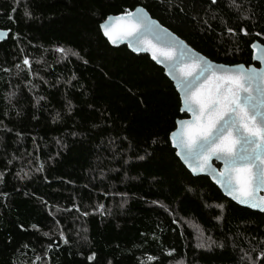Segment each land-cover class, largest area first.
Instances as JSON below:
<instances>
[{
    "label": "trees",
    "instance_id": "16d2710c",
    "mask_svg": "<svg viewBox=\"0 0 264 264\" xmlns=\"http://www.w3.org/2000/svg\"><path fill=\"white\" fill-rule=\"evenodd\" d=\"M139 6L216 63L264 45V0H0V264H264V214L175 156L163 70L100 32Z\"/></svg>",
    "mask_w": 264,
    "mask_h": 264
},
{
    "label": "snow or ice",
    "instance_id": "6c2138e0",
    "mask_svg": "<svg viewBox=\"0 0 264 264\" xmlns=\"http://www.w3.org/2000/svg\"><path fill=\"white\" fill-rule=\"evenodd\" d=\"M25 15H28L27 11ZM138 19L147 27L146 17ZM123 31L132 36L137 29L129 25ZM104 34L113 40L110 32L105 30ZM5 35L0 31V39ZM157 52L172 58L169 51L153 49V59L158 63L161 61ZM178 55L184 57L183 48ZM254 58L264 63V51L258 57L254 55ZM192 61L191 67L181 69L183 77L177 81L185 92L181 110L194 115L192 121H180L179 131L172 133L175 146L181 149L177 155L190 161L194 156L206 153L203 163L197 165L200 170L208 166L207 160L212 156L223 159L225 168L217 174L221 186L233 194V199L239 203L264 211V198L257 203L255 195L257 189L264 188V71L217 72L202 57H193ZM24 63L28 64V60ZM179 63L187 62L181 59ZM174 66L178 67L179 64ZM204 80H207V84L201 86ZM189 93H192L191 97Z\"/></svg>",
    "mask_w": 264,
    "mask_h": 264
},
{
    "label": "water",
    "instance_id": "95a60500",
    "mask_svg": "<svg viewBox=\"0 0 264 264\" xmlns=\"http://www.w3.org/2000/svg\"><path fill=\"white\" fill-rule=\"evenodd\" d=\"M146 17L147 27L139 23V17ZM121 17H125L126 19H120ZM104 27H101V26ZM129 25H134L137 31L132 35L128 36L124 33V28ZM100 32L103 38L107 41V43L112 48L126 47V49L135 55H146L149 57L150 61L153 62L156 66L163 70L165 77L172 83L176 93L179 96L180 100V113L185 114L186 117L180 120H177L175 123V129L171 132L169 136V141L171 144V148L175 151V156L178 158L183 167L189 172L192 177H206L210 180V182L217 187V189L221 192L224 198L233 202L235 205L248 209L253 212H257L260 214H264V211H261L260 208L250 207L248 204L239 203L237 200L233 199V194H230L225 190L224 187L218 182L219 177L218 173L225 168V163L223 159H217L215 156H212L207 160V167H204L203 170H200L197 165H201L206 157V153L200 156H194L190 161H186L181 158V156L177 155L178 151L181 149L175 146V142L172 138V133L177 132L180 129V121H192L194 119V115L192 112L182 111L181 109L184 107L183 100L185 97V92L178 85V78L183 77V72L181 69L191 67L193 63L192 58H203L207 62H209L217 72H221L224 70L229 71H240L243 70L247 72L249 69H256L257 71H264V63L260 61L258 58H254L255 56H259L262 51H264V45L259 43L258 41H254L250 45V50L252 53V64L249 66H245L243 64L236 65H225L222 63H216L211 61L207 57L203 56L192 47H190L183 39L178 37L172 31L162 26L157 20L153 19L150 14L141 6L134 8L131 11L126 13H121L117 15H109L107 16L99 25ZM105 30L110 32L113 35V40H109V38L104 34ZM5 32L6 35L0 39V43L7 40L9 35L8 30H0ZM175 44V47H169V45ZM184 50V57H179L178 53L180 49ZM137 49V50H134ZM153 49H164L172 53V58L161 55L157 52L159 59L161 62H157V60L153 59ZM183 59L187 63L181 64L179 61ZM196 62H199L198 60ZM179 64V66H174ZM257 66H255V65ZM242 66V69H241ZM207 84V80L201 82V86ZM195 91V90H194ZM191 97L192 93L188 94ZM198 109V106H197ZM197 111V115H198ZM219 142V141H218ZM199 151V149H197ZM256 202H260V198H264V188L257 189L256 193Z\"/></svg>",
    "mask_w": 264,
    "mask_h": 264
}]
</instances>
